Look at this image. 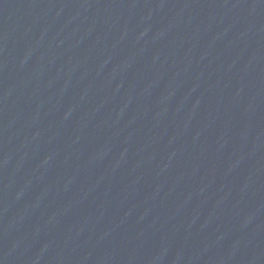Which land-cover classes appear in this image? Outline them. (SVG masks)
I'll return each instance as SVG.
<instances>
[{"label":"water","instance_id":"95a60500","mask_svg":"<svg viewBox=\"0 0 264 264\" xmlns=\"http://www.w3.org/2000/svg\"><path fill=\"white\" fill-rule=\"evenodd\" d=\"M0 264H264V0H0Z\"/></svg>","mask_w":264,"mask_h":264}]
</instances>
